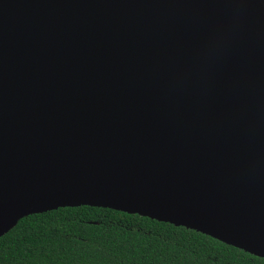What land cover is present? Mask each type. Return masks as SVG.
I'll list each match as a JSON object with an SVG mask.
<instances>
[{"label":"water","instance_id":"water-1","mask_svg":"<svg viewBox=\"0 0 264 264\" xmlns=\"http://www.w3.org/2000/svg\"><path fill=\"white\" fill-rule=\"evenodd\" d=\"M81 206L264 259V0H0V239Z\"/></svg>","mask_w":264,"mask_h":264},{"label":"trees","instance_id":"trees-1","mask_svg":"<svg viewBox=\"0 0 264 264\" xmlns=\"http://www.w3.org/2000/svg\"><path fill=\"white\" fill-rule=\"evenodd\" d=\"M0 264H264L208 235L91 206L30 215L0 239Z\"/></svg>","mask_w":264,"mask_h":264}]
</instances>
